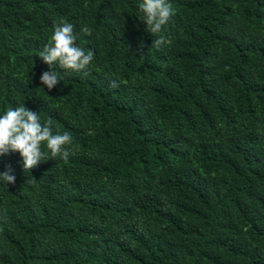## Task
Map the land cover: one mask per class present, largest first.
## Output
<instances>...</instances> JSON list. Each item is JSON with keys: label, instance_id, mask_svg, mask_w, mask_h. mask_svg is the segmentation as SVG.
Listing matches in <instances>:
<instances>
[{"label": "trees", "instance_id": "1", "mask_svg": "<svg viewBox=\"0 0 264 264\" xmlns=\"http://www.w3.org/2000/svg\"><path fill=\"white\" fill-rule=\"evenodd\" d=\"M141 2L0 0V115L51 117L74 153L0 155V264H264V0H169L158 49ZM62 20L95 58L49 90Z\"/></svg>", "mask_w": 264, "mask_h": 264}, {"label": "clouds", "instance_id": "2", "mask_svg": "<svg viewBox=\"0 0 264 264\" xmlns=\"http://www.w3.org/2000/svg\"><path fill=\"white\" fill-rule=\"evenodd\" d=\"M147 31L156 37L152 46L157 49L169 43L164 35L163 26L175 14V9L169 0H142L139 4ZM86 35L92 31L88 27L81 30ZM38 56L49 66V71H44L40 81L49 90L54 88L62 78L53 70L58 65L61 69H71L76 72L86 70L95 58L94 51L87 52L77 44V35L74 25L67 20H62L55 26L54 32L48 43L39 51ZM87 75V72L84 73ZM116 80H112L110 87H118ZM72 136L68 132L63 134L53 132V120L49 117L41 121L38 112H35L24 104L16 108H7L0 115V155L10 152H18L23 160L24 170H31L38 166L41 161L60 157L65 162L72 153L67 145H71ZM44 147L48 151H44ZM11 169L0 173V179L7 184L15 183V176L10 175Z\"/></svg>", "mask_w": 264, "mask_h": 264}]
</instances>
